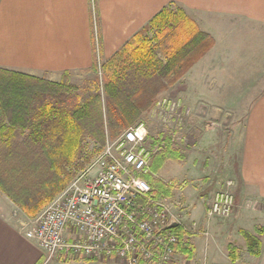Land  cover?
Wrapping results in <instances>:
<instances>
[{
	"label": "crops",
	"instance_id": "1",
	"mask_svg": "<svg viewBox=\"0 0 264 264\" xmlns=\"http://www.w3.org/2000/svg\"><path fill=\"white\" fill-rule=\"evenodd\" d=\"M166 5L182 8L214 39L171 87L181 85L180 97L188 106L249 107L243 124H233L232 133L238 134L240 127L241 136L232 190L238 188L251 201L263 202L264 0H0V67L53 81L64 72L89 70L95 59H108ZM230 18L249 26L246 35L227 26L233 25L227 24ZM241 82L251 83L246 102L235 100ZM231 144L238 145L235 136ZM35 215H27L0 191V264H124L115 257H56L45 262L37 242L25 235ZM260 225V254L250 255L242 241L240 257L233 262L227 249H220L209 237L190 234L182 223L190 246L175 250L172 264H264V220Z\"/></svg>",
	"mask_w": 264,
	"mask_h": 264
},
{
	"label": "trees",
	"instance_id": "2",
	"mask_svg": "<svg viewBox=\"0 0 264 264\" xmlns=\"http://www.w3.org/2000/svg\"><path fill=\"white\" fill-rule=\"evenodd\" d=\"M213 42L182 8L166 5L102 63V83L95 80L85 98L68 81V72L52 81L0 67V191L35 215L82 168L86 137L98 143L99 152L106 136L113 138L135 122ZM91 68L98 69L96 59ZM158 140L164 146L153 155L145 178L157 195L169 196L175 184L152 174L165 160L182 155L168 137ZM171 229L178 236L175 250L189 249L184 238L189 233L180 224ZM239 233L246 251L258 256L263 228H240ZM227 252L233 262L241 254L232 242Z\"/></svg>",
	"mask_w": 264,
	"mask_h": 264
},
{
	"label": "built area",
	"instance_id": "3",
	"mask_svg": "<svg viewBox=\"0 0 264 264\" xmlns=\"http://www.w3.org/2000/svg\"><path fill=\"white\" fill-rule=\"evenodd\" d=\"M151 113L162 120L170 141L184 138L177 133L191 108L181 97H158ZM148 134L140 120L107 139L89 167L29 221L25 235L37 242L45 262L115 257L124 264L173 263L178 236L168 225L172 219L182 222L145 178L153 155L164 146L162 140L152 146ZM232 185L228 179L213 192L208 216L230 215Z\"/></svg>",
	"mask_w": 264,
	"mask_h": 264
},
{
	"label": "rangeland",
	"instance_id": "4",
	"mask_svg": "<svg viewBox=\"0 0 264 264\" xmlns=\"http://www.w3.org/2000/svg\"><path fill=\"white\" fill-rule=\"evenodd\" d=\"M229 22H232L231 24L233 25L227 26L240 31L237 33L244 34L250 29L248 25L237 24L238 22L234 18L227 19V24ZM96 62L98 65L96 71L91 68L82 72L67 74L68 81L80 87L78 92L82 98L87 97L93 92L96 87L95 80H97V85L99 86L102 83V70L100 66L105 60L99 61V59H96ZM62 78L63 76L59 80ZM248 82L246 84L239 83L243 87L235 100L239 99L246 102L251 96L252 90L249 87L251 83L248 84ZM180 86L178 84L168 87L166 90L160 92L156 99L160 96H182L181 91L183 89ZM100 91H102L101 88ZM151 107L144 111L132 124L140 120L146 121L149 130L147 142L154 146L157 144L155 140L159 135L169 138V134L165 133L167 130L163 127L162 120L152 115ZM189 107L191 108V116L186 119L177 133L184 138L170 141L182 157L165 160L161 166L162 168L160 167L161 169L152 174L164 183L169 184V182H172L175 184L171 191L172 195H157L156 190H153L158 197L163 198L172 206L177 219L190 231V234L209 237V239H213L220 249L226 250L229 242H232L240 249L243 246V244L240 245V242L242 243L243 241L245 243V241L240 235L239 229L244 228L249 230L261 226L260 222L264 220V201H251L249 199L250 196L243 195L237 188L235 193L233 191L235 204L230 215L226 217H208L205 214V208H207L213 192L220 188L226 180L234 179L236 173L233 174L232 171H236V157L240 149L241 128L239 127L238 134L235 133L234 135L232 133L233 127L235 124H239L238 122H242L249 107L246 105H207L201 103ZM117 136L113 138L106 136L105 141L107 139H114ZM234 136L238 142L236 146L231 144ZM83 145L80 157L83 161L82 168L76 171L70 181L86 170L99 153L97 152L98 143L88 137L85 138ZM229 161H234L235 164ZM229 167H231V170H228ZM175 200L180 201V205H176L174 203ZM205 231L209 234L205 235L203 233ZM181 264L191 263L189 261H182Z\"/></svg>",
	"mask_w": 264,
	"mask_h": 264
},
{
	"label": "water",
	"instance_id": "5",
	"mask_svg": "<svg viewBox=\"0 0 264 264\" xmlns=\"http://www.w3.org/2000/svg\"><path fill=\"white\" fill-rule=\"evenodd\" d=\"M176 225H177V221H175V220L172 219V220L170 221L168 227L171 228V227H174V226H176Z\"/></svg>",
	"mask_w": 264,
	"mask_h": 264
},
{
	"label": "snow or ice",
	"instance_id": "6",
	"mask_svg": "<svg viewBox=\"0 0 264 264\" xmlns=\"http://www.w3.org/2000/svg\"><path fill=\"white\" fill-rule=\"evenodd\" d=\"M131 138V137H130Z\"/></svg>",
	"mask_w": 264,
	"mask_h": 264
}]
</instances>
